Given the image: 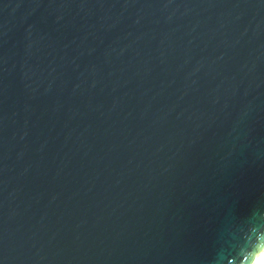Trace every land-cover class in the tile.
Returning <instances> with one entry per match:
<instances>
[{
	"label": "water",
	"instance_id": "95a60500",
	"mask_svg": "<svg viewBox=\"0 0 264 264\" xmlns=\"http://www.w3.org/2000/svg\"><path fill=\"white\" fill-rule=\"evenodd\" d=\"M260 248L264 0H0V264Z\"/></svg>",
	"mask_w": 264,
	"mask_h": 264
},
{
	"label": "clouds",
	"instance_id": "9594fccd",
	"mask_svg": "<svg viewBox=\"0 0 264 264\" xmlns=\"http://www.w3.org/2000/svg\"><path fill=\"white\" fill-rule=\"evenodd\" d=\"M261 256H264V248H260L258 253H257V258L261 257ZM252 264H256V261L253 260L252 261Z\"/></svg>",
	"mask_w": 264,
	"mask_h": 264
},
{
	"label": "bare ground",
	"instance_id": "6f19581e",
	"mask_svg": "<svg viewBox=\"0 0 264 264\" xmlns=\"http://www.w3.org/2000/svg\"><path fill=\"white\" fill-rule=\"evenodd\" d=\"M254 260L256 261V264H264V256H261L259 258L256 257Z\"/></svg>",
	"mask_w": 264,
	"mask_h": 264
}]
</instances>
